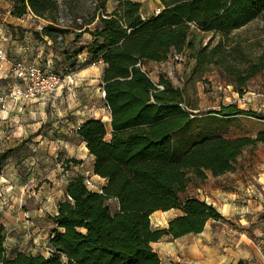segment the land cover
I'll list each match as a JSON object with an SVG mask.
<instances>
[{
	"label": "trees",
	"instance_id": "obj_1",
	"mask_svg": "<svg viewBox=\"0 0 264 264\" xmlns=\"http://www.w3.org/2000/svg\"><path fill=\"white\" fill-rule=\"evenodd\" d=\"M8 1L11 16L29 15L44 23L34 35L49 40L72 68L78 66L83 49L89 62L104 65L101 79L109 123L89 119L76 131L94 159L93 174L106 180L100 192L89 190L81 174L68 177L65 199L46 220L51 226L49 256L8 254L5 228L0 225V264H160L152 243L164 236L176 239L198 234L207 220H224L211 204L184 196L187 185L193 178L203 182L208 176L232 171L245 148L264 143V129L253 138L202 135L178 152L172 136L184 130L196 114L187 108L178 87L164 76L154 83L142 63L185 54L195 61L194 72L214 66L242 95L246 84L264 70V55L241 68L228 63L231 51L240 47L230 43L229 36L264 14V0H158L160 11L148 18L142 17L138 2L117 0L116 9L107 12V0H97L92 13L81 23L74 22L73 28L59 23L56 0ZM194 31L210 34L204 46L190 39ZM70 32L72 43H80L73 51L57 42ZM84 34L91 38L82 44ZM209 113L262 119L234 103ZM13 151L0 152V174ZM80 163L68 158L62 164L66 171L69 164ZM110 199L116 202L114 213L106 204ZM170 209H178L181 215L168 221L165 229L153 230L151 214Z\"/></svg>",
	"mask_w": 264,
	"mask_h": 264
},
{
	"label": "crops",
	"instance_id": "obj_2",
	"mask_svg": "<svg viewBox=\"0 0 264 264\" xmlns=\"http://www.w3.org/2000/svg\"><path fill=\"white\" fill-rule=\"evenodd\" d=\"M138 2L141 4L140 11L143 18L151 17L160 11L158 0H139ZM116 7L117 0H107V12L113 11ZM10 11L11 2L0 0V49L6 55L5 60H0V94L6 92L12 84L16 83L10 68L12 62L21 59L41 65L49 62L54 69L57 67L66 71H68L66 66L71 65V61H66L63 54L53 49L49 40H41L34 35L33 32L36 31L39 21L34 20L29 15L22 18L13 17L10 15ZM90 38L89 34H84L81 43H87ZM86 53V49H83L78 57L86 55ZM170 62L174 63L170 57L163 62L146 61L142 63V70L147 73L154 83H157L160 76L167 78L165 73L168 76L170 75ZM103 68V64L96 66L89 64L78 65L63 77L62 85L50 96L23 102L15 110L0 111V147L4 144L13 147L29 135L35 134L41 122L28 125L27 118L39 119L41 111L45 114L48 111V107L50 108L51 117L56 118L53 124L56 127V132L62 134V138L57 139V144L66 149L69 144L68 135L70 134L78 140L82 152L76 154L68 149L66 151L67 155L63 159L75 158L80 160L81 163L77 165L69 164L68 170L61 173V175L58 174L49 179L48 184H51L52 188L48 191H42L43 186L41 185L37 191L26 195L24 193L26 185H20L22 178L17 174V170L13 166H7L3 170L4 173L2 172L0 184L3 181L2 183L6 184H2V186L7 185L9 188H12L14 190L12 193L18 196V201L25 202L30 195H33L36 199L46 200L50 206L47 216L54 215L57 203L65 199L64 188L69 176L77 173L84 177H89L94 184L93 188H95L92 191L96 192H100V188L106 184L104 178L93 174L94 159L88 154L84 143L76 134L78 127L89 119H97L107 125L109 123V111L106 107L104 96H102L103 84L101 76ZM167 79L173 84L170 76ZM179 89L182 91L181 88ZM183 97L185 99L184 94ZM241 97L239 99L243 100L241 106L237 104L238 100L236 99L232 103L236 104L239 109L260 114L262 119L241 115L231 118H225L216 114L214 116L230 121L253 119L259 123L258 129L255 134L236 133L232 137L221 135L224 138H253L259 131L264 129V94L258 93L252 97L241 95ZM64 101H66L67 108L65 109L63 106L60 109V105ZM232 103H220L219 106ZM66 114L71 116L69 120L64 119ZM58 147L56 145V148ZM6 149H0V152ZM236 163L232 171H228L223 175L227 177L236 175L235 172L239 171L236 168ZM245 167L246 165L244 169ZM248 167L245 172L250 175V179H246L244 173L237 175L239 179L233 176V180H229V183H233L234 186H224V182H221L211 188L204 184L207 179L203 182L196 180L198 184L193 189L194 194H189L188 196H194L201 201L211 204L224 220H207L203 231L198 234H186L176 239H172L170 236L162 237L161 239H168L169 243L168 246L163 248L162 252L156 251L160 264H238L239 262L242 264H264V156L260 162ZM34 169L36 170V168L32 170L34 171ZM223 175L215 178H220ZM31 181L32 179L29 182ZM31 187L30 185L29 188ZM186 192H188V185ZM42 213L41 208L38 210L34 208L21 211L15 218L21 220L15 229H19L20 231L22 229L28 230L34 222L32 219L40 217ZM152 215H155L156 219V228L153 230H162L167 227L168 221L181 215V212L178 209H170L165 212L155 211ZM163 215L164 217L170 216L165 226H162L158 220L163 218ZM24 217L30 218L31 221H25ZM0 225L4 228L6 227L2 223ZM38 228L36 227L35 231H38ZM50 230V225L41 230V244L43 246L47 245ZM16 251L24 252L21 249H16L13 252ZM40 254L47 256L44 252Z\"/></svg>",
	"mask_w": 264,
	"mask_h": 264
},
{
	"label": "rangeland",
	"instance_id": "obj_3",
	"mask_svg": "<svg viewBox=\"0 0 264 264\" xmlns=\"http://www.w3.org/2000/svg\"><path fill=\"white\" fill-rule=\"evenodd\" d=\"M56 1L58 4L57 17L59 23L63 26H69L70 28H73L74 22L81 23L84 18L89 16L94 6L97 4V0ZM77 19H80V21H77ZM72 38L73 34L71 32L58 37V46L67 47L70 51L77 49L80 43L77 45L73 44ZM82 38L80 40L81 42ZM190 39H192L197 46L200 44L204 46L210 39V34L194 31ZM216 41L217 38L212 39L211 46L214 45ZM229 42H235L240 45V47L234 52L231 51L232 54L228 58V63L241 68L247 64V62H257V59L264 55V14L246 27L233 32L229 36ZM194 64L195 61L193 59H188L185 54H182L181 62H170L169 76L173 80V85L182 89L187 108L196 114L192 116L190 123L184 130L173 134L172 138L177 151L181 152L189 144L198 140L202 135L219 134L232 137L236 135V133L255 134L259 123L253 119H236L235 121H230L209 113L217 111L220 103H232V101L236 99L240 102H237V104L241 106L243 100H239L242 98L241 95L235 92L234 87L229 84L225 78H222L216 67L211 65L205 66L202 73H200L193 71L192 68ZM66 68L68 71L57 67L55 69L62 74V77H65L69 71L74 69L72 66H66ZM165 76L167 78L169 77L166 73ZM152 77L155 78L154 76ZM258 93L264 94V70L256 74L246 84L242 95H244V97H252ZM63 106L65 109L67 108L66 101L62 102L60 109H62ZM47 110L45 114L41 111L39 119L27 118L28 125L41 122L35 134L29 135L26 139H23L19 144L13 147H9L7 144L0 147L1 150L14 148V151L6 160L4 168L13 166L14 169L17 170V174L22 178L20 185H26L24 191L26 195L32 194L33 191H37L38 187L41 185L43 186L42 191H48L52 188V185L48 184L49 179L65 172L62 163L64 156L67 155L66 151L68 149L76 154L82 152L78 140L71 134L68 135L69 144L66 149L57 144L56 141L62 138V134L56 132V127L53 126L56 118L51 117L49 107ZM69 118H71V116L66 114L64 119L69 120ZM56 145L59 147L56 148ZM262 155L264 156V143H258L254 147L245 148L236 163V168L239 169V171L235 172L236 175L234 174L232 177L223 175L220 178L208 176L204 184L211 188L217 186L221 182H224V186H234L233 183H229V180H233V176L239 179L237 175L241 173H244L246 179H250V175L247 174L245 170L249 168V165L260 162L263 157ZM245 165L246 167L244 169ZM33 168H36V170L34 169L33 171ZM3 173L0 174V177H2ZM30 179H32L31 182H29ZM2 182L3 181H1L0 184V223L6 226L5 248L8 254H11L16 249H21L25 253H33L35 255L44 252V247L46 245L43 246L41 244L42 239L40 233L42 228H47V226H49L46 220L50 206L46 200L36 199L33 195H30L25 202L18 201V196L12 193L14 190L7 185L2 186V184H6ZM35 184L36 186L34 187ZM197 184L198 183H196V180L193 178L188 184V192H186L184 196L194 194L193 189ZM30 185L32 186L31 188H29ZM91 190H95V188H91ZM106 204L112 213L116 211V202L114 200L110 199ZM34 208L37 210L41 208L43 212L42 215L32 219L34 222L28 230L22 229V231H20L19 229H15L16 225L21 221L20 219H15L18 213ZM154 216L155 215H152L150 217L152 229L156 228V219ZM169 219L170 216L164 217L163 215V218L158 220L162 226H165ZM24 220L31 221L30 218H25ZM36 227H39L38 231H35ZM168 243L169 240L163 238L158 243L152 244V248L157 252H162L163 248L168 246Z\"/></svg>",
	"mask_w": 264,
	"mask_h": 264
},
{
	"label": "built area",
	"instance_id": "obj_4",
	"mask_svg": "<svg viewBox=\"0 0 264 264\" xmlns=\"http://www.w3.org/2000/svg\"><path fill=\"white\" fill-rule=\"evenodd\" d=\"M131 1L138 2L139 0ZM77 21H80V19H77ZM43 26L44 23L39 21L36 30L41 31ZM170 58L174 63H179L181 62L182 56L174 53ZM5 59L6 55L0 49V60ZM76 64L96 66L100 64V62H89L88 57L82 55L78 57ZM10 68L16 83L12 84L6 92L0 94V111H6L8 109L15 110L23 102L48 97L53 94L63 82L61 73L57 72L49 62L41 65L36 62L21 59L12 62ZM158 88L161 89L162 87L158 86ZM102 96H104L103 92ZM84 184L88 189L94 187L89 177H85ZM44 253L47 256L51 254V250L47 245L44 247Z\"/></svg>",
	"mask_w": 264,
	"mask_h": 264
}]
</instances>
